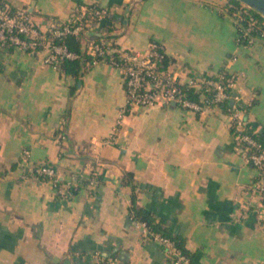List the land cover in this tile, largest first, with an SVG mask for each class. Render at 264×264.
<instances>
[{
  "label": "crops",
  "instance_id": "0c3cea01",
  "mask_svg": "<svg viewBox=\"0 0 264 264\" xmlns=\"http://www.w3.org/2000/svg\"><path fill=\"white\" fill-rule=\"evenodd\" d=\"M96 2L109 17L84 31L144 53L160 43L169 66L236 76L246 118L264 128V38L237 43L234 20L205 0H0L31 9L35 24L67 20ZM43 53L0 50V264H172L141 236L136 205L183 238L191 264H264V195L258 171L233 147L221 107H134L112 141L125 103L120 71L89 65L80 77L42 61ZM243 86V87H242ZM244 94V97L242 96ZM47 162L80 181L60 197L47 179L25 177ZM96 177L99 183L89 186Z\"/></svg>",
  "mask_w": 264,
  "mask_h": 264
},
{
  "label": "built area",
  "instance_id": "2783aa9c",
  "mask_svg": "<svg viewBox=\"0 0 264 264\" xmlns=\"http://www.w3.org/2000/svg\"><path fill=\"white\" fill-rule=\"evenodd\" d=\"M109 15L107 7L96 2L77 4L71 8L67 20L51 19L45 27H41L35 24L26 8L0 3V50L13 48L30 53L42 52L43 63L62 72L63 61L79 58L78 53L68 49L64 40L70 36L82 40L86 29L100 25ZM235 17L234 23L238 28L243 18L240 15ZM256 21L250 15L246 26L237 29V43L241 44V38H247V44L256 38H264L263 35L256 38L249 36L255 29ZM84 41L83 51L90 59L89 64L103 63L118 69L125 85V103L118 108L113 131L104 143L114 139L123 117L134 107L169 106L173 103L185 110L202 112L209 107L225 105L224 113L229 118L233 147L247 164L258 171L252 190L255 193L264 192V128L255 127L252 133L245 131L252 127L246 118L250 103L245 105L241 102L235 74L225 69L214 75L189 74L180 68H171L164 47L155 41H150L144 53L121 47L107 37L86 38ZM25 177L49 180L60 197L70 195L80 181L78 178L62 179L47 162L29 167ZM98 183L96 177L88 181L89 186ZM136 226L144 239L161 246L172 264H189L170 239L153 232L144 222H136ZM94 257L103 264L114 261V258L104 259L98 252L94 253Z\"/></svg>",
  "mask_w": 264,
  "mask_h": 264
},
{
  "label": "trees",
  "instance_id": "16d2710c",
  "mask_svg": "<svg viewBox=\"0 0 264 264\" xmlns=\"http://www.w3.org/2000/svg\"><path fill=\"white\" fill-rule=\"evenodd\" d=\"M228 5L224 6L225 12L229 15L233 20L236 18V15H240L243 20L240 22V27L236 25V28H243L246 26L247 19L250 15L256 18V26L253 31L250 32L249 36L256 38L260 35L264 37V18L258 12L248 8L237 0H228ZM241 44H247V38L240 39ZM64 43L68 47L69 50L74 51L79 54V58L75 60H65L62 62L61 71L65 75H72L74 77H80L87 68V63L89 64V57L85 54V52L81 49V40L74 38L72 36L67 37L64 40ZM90 65V64H89ZM221 108L223 111L225 110V105H222ZM254 127L247 128L245 131L252 133ZM264 195V192H263ZM131 217L135 222H144L150 230L159 235L170 239L175 246L180 250V252L188 259L189 264H191L190 255L184 247L183 238L177 235H173L168 228L164 225L162 220H157L150 214L144 212L141 208H139L135 203L134 195L131 196Z\"/></svg>",
  "mask_w": 264,
  "mask_h": 264
},
{
  "label": "water",
  "instance_id": "95a60500",
  "mask_svg": "<svg viewBox=\"0 0 264 264\" xmlns=\"http://www.w3.org/2000/svg\"><path fill=\"white\" fill-rule=\"evenodd\" d=\"M248 8L258 12L260 15L264 17V0H237ZM28 12L31 9H27ZM173 104V103H172Z\"/></svg>",
  "mask_w": 264,
  "mask_h": 264
},
{
  "label": "rangeland",
  "instance_id": "374dc122",
  "mask_svg": "<svg viewBox=\"0 0 264 264\" xmlns=\"http://www.w3.org/2000/svg\"><path fill=\"white\" fill-rule=\"evenodd\" d=\"M209 4H216V5H221V9H224L225 5H228L229 1L228 0H205ZM225 10V9H224ZM264 18V17H263ZM243 87V86H242ZM244 97V94H242ZM242 102V101H241Z\"/></svg>",
  "mask_w": 264,
  "mask_h": 264
}]
</instances>
